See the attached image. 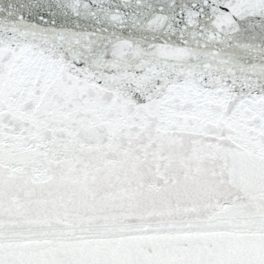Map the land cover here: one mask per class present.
Returning a JSON list of instances; mask_svg holds the SVG:
<instances>
[{
	"label": "snow or ice",
	"instance_id": "snow-or-ice-1",
	"mask_svg": "<svg viewBox=\"0 0 264 264\" xmlns=\"http://www.w3.org/2000/svg\"><path fill=\"white\" fill-rule=\"evenodd\" d=\"M0 264H264V0H0Z\"/></svg>",
	"mask_w": 264,
	"mask_h": 264
}]
</instances>
